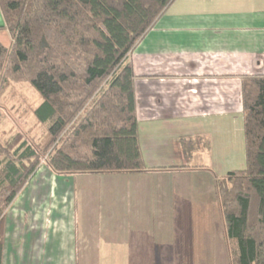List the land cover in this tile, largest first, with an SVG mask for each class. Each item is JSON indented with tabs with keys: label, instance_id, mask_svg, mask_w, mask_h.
<instances>
[{
	"label": "crops",
	"instance_id": "1",
	"mask_svg": "<svg viewBox=\"0 0 264 264\" xmlns=\"http://www.w3.org/2000/svg\"><path fill=\"white\" fill-rule=\"evenodd\" d=\"M11 42L0 10V44ZM128 61L145 171L39 166L4 210L2 264L228 263L209 195L225 164L244 161L241 78L264 75V0H174Z\"/></svg>",
	"mask_w": 264,
	"mask_h": 264
},
{
	"label": "trees",
	"instance_id": "2",
	"mask_svg": "<svg viewBox=\"0 0 264 264\" xmlns=\"http://www.w3.org/2000/svg\"><path fill=\"white\" fill-rule=\"evenodd\" d=\"M174 0H0L11 45L0 67L41 99L45 125L34 147L15 135L0 145V264L3 212L40 166L56 174H140L134 74L136 44ZM244 169L216 181L230 264H264V75L241 79ZM183 157L194 149L181 140Z\"/></svg>",
	"mask_w": 264,
	"mask_h": 264
},
{
	"label": "rangeland",
	"instance_id": "3",
	"mask_svg": "<svg viewBox=\"0 0 264 264\" xmlns=\"http://www.w3.org/2000/svg\"><path fill=\"white\" fill-rule=\"evenodd\" d=\"M5 69V64L0 67V145H5L7 141L11 140L17 134L22 140L36 150V146L43 145L45 142L43 132L46 126L37 123L33 117V111L40 105L41 99L27 81H14L7 76ZM234 151L236 150L234 149ZM44 156H41L40 166L46 165ZM236 159L237 160H232L230 163L225 164L222 175H226L228 171L244 169V161H238L239 157L237 155ZM211 176L212 175H209L208 179L203 181L205 185H210V183L214 181ZM199 179L200 178H198V180ZM199 182L202 183V180ZM209 198L213 203L215 201V203L220 206L217 193H215V197L209 195ZM225 263L230 264L229 260L228 263L227 260Z\"/></svg>",
	"mask_w": 264,
	"mask_h": 264
}]
</instances>
